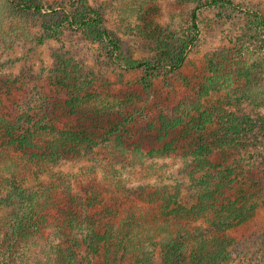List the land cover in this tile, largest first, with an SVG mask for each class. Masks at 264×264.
I'll return each instance as SVG.
<instances>
[{
	"label": "trees",
	"instance_id": "obj_1",
	"mask_svg": "<svg viewBox=\"0 0 264 264\" xmlns=\"http://www.w3.org/2000/svg\"><path fill=\"white\" fill-rule=\"evenodd\" d=\"M184 1L189 3L187 24H152L149 29L139 25L137 33L143 37L136 41H150L157 51L153 59H142L124 50L122 21L111 18L113 7L119 9L118 0L99 6L77 0L71 7L64 0H7V17L15 26L28 34L38 29L28 36L32 40L26 37L29 42L64 43L66 32L72 30L100 45L124 69L149 73L180 68L203 31L204 9L242 14L245 31L235 49L209 51L207 75L191 85L199 97L221 93L217 104L206 106L199 117L194 115L199 105L192 97L182 103L186 113L177 112H184L181 102L166 107L147 126L134 129L137 135L145 134L140 141L123 139L142 111L132 98L139 94L123 98L106 84L98 87L94 68L71 49L51 48L49 82L65 94L60 108L75 120L61 121L38 105V113L31 110H37L35 106L19 113L17 106L11 112L0 95V264H78L83 246L94 254L104 252L107 261L129 255L138 264H151L160 249L163 264H233L236 237L231 232L264 205V187L248 172L225 165V154L216 151L246 147L247 137L240 133L254 130L252 118L237 116L226 107L250 103L263 109L264 14L244 11L234 0ZM137 13L143 19V12ZM186 122L189 127L183 126ZM212 125L217 127L214 134L225 127L236 134L211 136L212 142L206 144ZM193 132L200 133L198 140ZM180 139L185 141L186 181L169 183L156 176L154 184L134 188L120 175L108 183L103 177L102 184L95 182L97 167L102 174L111 164L118 172L127 171L118 161L146 167L153 179L155 167L149 159L171 154ZM101 145L108 150L103 163L63 168L75 158L96 154ZM262 255L247 264H264Z\"/></svg>",
	"mask_w": 264,
	"mask_h": 264
},
{
	"label": "rangeland",
	"instance_id": "obj_2",
	"mask_svg": "<svg viewBox=\"0 0 264 264\" xmlns=\"http://www.w3.org/2000/svg\"><path fill=\"white\" fill-rule=\"evenodd\" d=\"M64 1L67 7H71L77 0ZM89 1L99 6L102 3L104 4L105 1L111 0ZM186 2L184 0L182 2L176 0H118L117 6L119 9L116 10V7H113L111 18L121 19L120 21H122L119 34L123 40L124 50L132 52L135 58L153 59L157 54V51L153 49L154 45L150 41L145 43L136 41L141 40L140 37H143L142 34L137 33L140 28L139 25L148 29L151 28L152 24L156 26L159 24L185 25L190 17L187 7L189 3ZM234 3L244 11L251 9L264 14V0H234ZM124 8L128 11H134V13L126 14L121 10ZM9 11L10 6L7 0H0V21L3 23V20H5V26L0 25V95L4 98V103L8 110L11 112L15 111L18 106L17 112L19 113L27 107L35 106V109H37L38 105V107L42 106L43 110H45L43 111L44 114L57 116L61 121L75 120L74 115L65 113L60 108V103L63 102L65 94L60 93L49 82L52 70L51 48L71 49L78 56L83 57L89 66L94 68L93 70L98 79V87L106 84L110 92H115L123 98L139 94V96H133L132 98L136 100L139 108L141 107L140 111H142L137 113V121H132L128 125L130 130L123 137L124 141L128 139V142H132V139L140 141L145 134L139 132L137 135L134 129L136 127L142 129L147 126L148 122L153 117H157V114L166 107L174 108L181 102L180 110H184V112L178 110L177 112H179V115L186 113V106L182 104L185 98L192 97V100L199 105L198 112L194 113L198 117L206 109V106L212 107L217 104L220 95H222L221 93L214 95L212 98L199 97L194 93L191 85L195 84L196 81L202 80L208 73L206 54L214 49H235L238 46L240 36L245 31V18L242 14L224 12L217 8L204 9L201 15L203 31L199 35L198 41L187 51L180 68L175 71L161 68L149 73L143 69H124L122 65L103 53L104 51L100 45L91 43L84 39L82 33L72 30L66 32V41L64 43L53 41H45L43 44L29 42L26 37H33L38 29H33V32L31 30L29 34L24 33L7 17V12ZM138 11L143 12V19L139 17ZM30 37L28 38L31 39ZM226 108L234 111L237 116L244 117L243 115H247L248 118H252L254 130L252 132L246 131V134L240 133L241 136L247 137L246 147L224 146L226 149L220 148L216 152L219 151L225 154V165L231 164L238 167L239 171L248 172L251 178H254L256 182H261L264 187V106L263 109H258L248 103L241 105V107L229 106ZM38 109L34 110L31 108L35 113L39 112ZM143 110L147 112V115ZM187 125L188 122L183 124L184 127ZM225 125L230 127L228 123H225ZM216 128V125H212L206 131L208 139L206 144L212 142L211 136L216 135V137L221 136L220 138H222L227 133L232 137L236 134L233 132L234 130H226V127L221 132L212 133ZM199 134V132H193L192 137L198 140ZM115 135H118V132H115ZM182 141L180 139L175 144L176 150L171 154L164 155L156 160L149 159V162L153 163L152 165L155 167L153 169V179L149 178V170L142 165L129 164V161L120 163L118 160L112 159L118 161V166H123L127 171L118 172L117 166L111 164L107 169V174H102L100 173L101 167H97L98 173L95 174V182L102 184L101 178L103 177V183H108L112 176L116 179V176L120 175L124 181L131 183L134 188H138L141 185L154 184L156 176L169 183L186 181L187 174L185 173L183 155V143L185 141ZM113 144H115V140ZM148 148H151V145ZM96 152V154L75 158L65 163L63 168L77 170L81 165L103 163L104 158H108V150L104 145L98 147ZM103 170L106 171L104 167ZM50 230H47V234ZM231 234L236 237L233 264H247L254 260L256 256H263L264 205L260 207L257 214L249 222L239 226ZM156 251L158 252L155 253L151 264H163L160 249ZM78 264L138 263L134 262L129 255L128 257L117 258L116 261H107L104 257V252L94 254L83 246L79 250Z\"/></svg>",
	"mask_w": 264,
	"mask_h": 264
}]
</instances>
